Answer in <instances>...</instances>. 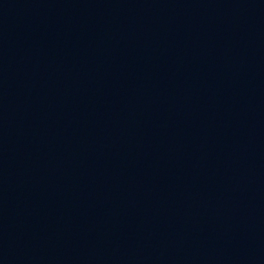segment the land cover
Listing matches in <instances>:
<instances>
[{
  "label": "water",
  "instance_id": "water-1",
  "mask_svg": "<svg viewBox=\"0 0 264 264\" xmlns=\"http://www.w3.org/2000/svg\"><path fill=\"white\" fill-rule=\"evenodd\" d=\"M0 264H264V0H0Z\"/></svg>",
  "mask_w": 264,
  "mask_h": 264
}]
</instances>
